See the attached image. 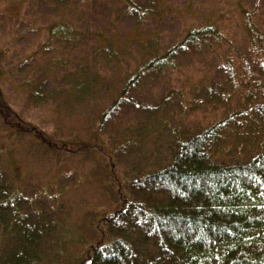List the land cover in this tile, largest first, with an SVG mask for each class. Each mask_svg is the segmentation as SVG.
<instances>
[{
    "label": "rangeland",
    "instance_id": "obj_1",
    "mask_svg": "<svg viewBox=\"0 0 264 264\" xmlns=\"http://www.w3.org/2000/svg\"><path fill=\"white\" fill-rule=\"evenodd\" d=\"M132 2L137 4V12L122 0H0V48L11 50L10 59L8 57V63H5L9 68H4L0 88L6 103L20 119L18 122L13 115L11 124L19 127L35 124L47 132L62 127L68 132L73 131L80 143L88 141L90 149L100 142L110 144L111 141L107 139L109 135L113 136L112 142L121 140L123 143H126L125 139L134 137V144H127L125 163L137 164L146 172L167 160L165 151L176 133L184 134L194 128L210 126L229 116L233 117L236 112H241L237 116L239 122L234 123L233 118L231 124L223 129L214 151L228 156L237 154L240 149L248 154L262 147L264 116L259 104L264 106V80L258 78L248 86L236 83L235 69L230 68L227 55L232 53L237 59L240 52L244 54L248 51L247 48L253 51L237 7L245 3L246 8L253 9L255 0ZM21 7L24 11L20 10ZM143 13L147 15L142 17ZM222 14H226L224 21ZM259 15L262 17L259 23L264 30V0H261ZM67 18L74 25L67 31L68 38L76 41L78 35L75 30L80 33L77 46L72 48L70 43L61 54L46 53L47 59L38 58L37 53L42 52V46L50 41L48 28L60 21L65 22ZM210 20L220 23L223 34L219 40L206 36L203 38L205 41L195 48H187L182 55L180 53L171 58L169 70L157 69L142 76L146 78L129 94L141 106L130 104L128 111L119 119V124L110 128L109 133L99 137L83 133L88 126V114L105 107L109 102L105 99L116 97L122 84H126L127 78L141 64L163 57L170 48L182 42L188 30L203 28ZM256 39L260 50L264 38L259 36ZM103 42L109 48L101 47ZM96 47H99V64L94 69L91 68L94 61L91 56ZM57 56L68 63L64 69H55L62 72L61 81L52 75L48 80L43 79L45 69L54 70L51 61ZM80 59H90L88 66L82 65L78 69L76 64ZM18 60L29 63L22 64ZM15 65L18 66L11 73L10 69ZM90 72L94 79L87 83L91 90L102 92L104 101L99 104L93 101L86 110L75 106V111L69 116L55 115L53 101L49 98L50 90L66 92L72 88V84L77 83L71 81L70 76ZM34 93L35 96H32ZM7 132L4 131V137L9 136ZM5 147L6 150L10 147L11 153H3L0 158L18 180H24L27 175L26 180L40 182L47 171L55 174L56 169H60L61 165L50 168L52 153L48 151L46 155L39 143L27 136ZM109 152L107 148L106 158L102 153L88 151L65 158L67 160L63 157L60 159L64 160L65 173L74 171L75 178H79L75 186L63 191L61 200L67 224L64 246L60 251L68 257L66 264L80 258L91 244L95 217L109 213L115 206L112 196L114 187L109 178V175L111 178L113 175L104 163L106 160L113 163ZM151 158L152 161L157 160L155 164ZM119 164L122 166L120 161ZM116 171L120 179L124 170Z\"/></svg>",
    "mask_w": 264,
    "mask_h": 264
},
{
    "label": "trees",
    "instance_id": "obj_2",
    "mask_svg": "<svg viewBox=\"0 0 264 264\" xmlns=\"http://www.w3.org/2000/svg\"><path fill=\"white\" fill-rule=\"evenodd\" d=\"M122 1L137 12V4L132 0ZM245 5L240 3L237 8L253 51L247 48L248 51L240 52L237 59L232 53L227 55L230 68L235 69V82L248 86L258 78L264 80V43L260 50V44L256 43L259 36L264 38V30L259 23L261 0H255L253 9ZM20 10L24 11L22 7ZM145 15L143 13L142 17ZM225 15H221L223 21ZM72 27L68 18L65 22L52 24L48 28L50 41L42 46V52L37 53L38 58L47 59L46 53L61 54L70 43L72 48L77 46L81 39L77 30L74 29L78 35L76 41L68 38L67 31ZM222 34L220 23L215 20H210L203 28L188 30L182 42L170 48L163 57L141 64L127 78L126 84H122L116 97L105 99L109 101L105 107L88 114V126L83 133L98 137L109 133L110 128L119 124L130 104L141 106L129 94L146 78L142 76L157 69L169 70L171 58L182 55L187 48H195L206 36L219 40ZM100 46L109 48L104 42ZM98 50L96 47L91 56L94 60L91 68H97L99 64ZM10 51L0 48V79L4 68H9L5 63H8V57L10 59ZM89 61L80 59L76 66L78 69L82 65L86 67ZM51 62L55 68L45 69L43 79L48 80L52 75L61 81L62 72L55 69H64L68 63L61 56ZM16 66L10 69L11 73ZM90 74L78 76L74 73L70 80L77 81V85L72 84L66 92L50 90L55 115L69 116L75 106L86 110L93 101L98 104L104 101L102 92L91 90L87 83L94 79ZM259 110L264 116L263 104H259ZM240 113L204 128L176 133L165 151L167 160L146 172L137 164L125 163L127 144L133 145L134 137L123 143L121 140L112 142L113 136L109 135L110 144L104 141L90 149L88 141L80 143L73 131L68 132L62 127L47 132L35 124L24 127L11 124L13 115L18 122L20 119L6 103L0 88V155H10L11 148L6 150L5 146L27 136L39 143L46 155L48 151L52 153L50 168L61 165L55 174L47 171L43 181L32 182L26 180L27 175L24 180L16 179L0 158V264H66L68 257L60 251L64 246L66 223L61 200L63 191L75 186L79 178H75L74 171L65 173L64 160L60 159L88 151L102 153L106 158L107 148L113 163H107V160L104 163L113 175L109 178L114 187L115 206L109 213L95 217L91 244L70 264H264V207H261L264 205V138L262 147L248 154L241 149L228 156L214 151L223 129L233 118V122L238 123ZM4 131H8V137L3 136ZM156 161L151 158L153 164ZM117 169L124 170L120 179L116 176Z\"/></svg>",
    "mask_w": 264,
    "mask_h": 264
},
{
    "label": "snow or ice",
    "instance_id": "obj_3",
    "mask_svg": "<svg viewBox=\"0 0 264 264\" xmlns=\"http://www.w3.org/2000/svg\"><path fill=\"white\" fill-rule=\"evenodd\" d=\"M261 207H264V205H261Z\"/></svg>",
    "mask_w": 264,
    "mask_h": 264
}]
</instances>
